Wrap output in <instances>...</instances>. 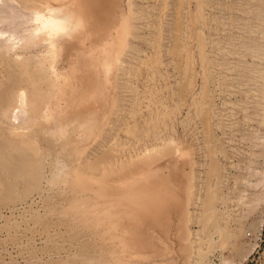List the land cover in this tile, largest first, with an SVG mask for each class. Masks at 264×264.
I'll return each instance as SVG.
<instances>
[{
  "label": "rangeland",
  "instance_id": "374dc122",
  "mask_svg": "<svg viewBox=\"0 0 264 264\" xmlns=\"http://www.w3.org/2000/svg\"><path fill=\"white\" fill-rule=\"evenodd\" d=\"M42 1L0 0V264H264V0H112L105 8L112 22L125 19L124 35L113 44L103 38L111 25L91 15L90 0L73 3L66 32L45 34V19L55 17L49 10L63 6L53 1L46 9L49 1ZM153 118L160 125L152 126ZM166 130L171 136L161 135ZM189 138L195 145L189 148L199 149L191 157L178 150ZM146 141L156 150L177 148L183 161L190 154L195 166L169 163L171 172L163 174L190 173L195 187L187 206L178 188L172 201L173 190L132 184L134 193L144 187L168 209L158 222L132 221L141 224L144 242L137 246L120 199L128 180L110 185L117 175L103 176L102 166L148 154L141 151H148ZM175 152L164 163L175 155L181 163ZM101 156L107 164L97 162ZM89 172L101 176L80 177ZM183 232L187 251L177 236Z\"/></svg>",
  "mask_w": 264,
  "mask_h": 264
},
{
  "label": "bare ground",
  "instance_id": "6f19581e",
  "mask_svg": "<svg viewBox=\"0 0 264 264\" xmlns=\"http://www.w3.org/2000/svg\"><path fill=\"white\" fill-rule=\"evenodd\" d=\"M47 1H49V3H46V5H43L44 7L43 8H46V9H48V8H50V4H52L53 3V1L55 2V4H56V6H57V3L56 2H58L59 3V5H58V7L60 6H63V9L61 10V12H58V9L57 10H53V8H52V10H49V13H50V15H54L55 17L53 18V19H45V24L42 26L43 28H41V30H43L44 31V33L45 34H55V33H58V32H66V30H68V27L72 24L71 22H72V20H74V19H72L71 20V17H72V14L74 13V11H73V8L71 7L72 5H73V3H75V2H81V0H47ZM42 2H44V0L42 1ZM51 2V3H50ZM90 2H92L93 3V6H92V9H91V15H94L95 16V18L96 19H103V17H105V18H107V21H108V23L111 25V30H110V33L108 34V33H106V35L105 36H103V33H102V35L101 36H103V38H104V40H110V44L112 43H114V42H116L117 43V41H118V39H120V38H122L123 37V35H124V31H123V25L125 26V24H124V20L125 19H123V21H119L118 22V24H116V23H113L112 22V19H110V17H111V14H109V12L108 11H106V9L105 8H107L108 9V7H110V2H113L112 0H90ZM35 3V2H34ZM29 4V3H28ZM41 5H42V3H41ZM35 6V5H34ZM54 6V5H53ZM77 6V5H76ZM57 7V8H58ZM60 7H59V9H60ZM77 8V7H76ZM78 8H80V7H78ZM56 9V8H55ZM112 9H113V6H112ZM112 9H110L109 8V10H112ZM79 10V9H78ZM39 11V10H38ZM106 11V12H105ZM73 12V13H72ZM41 13V12H40ZM78 14V13H77ZM76 14V15H77ZM42 15V14H41ZM48 15V14H47ZM49 15V16H50ZM49 16L47 17V18H49ZM78 16V15H77ZM76 16V17H77ZM63 17V18H62ZM75 17V18H76ZM52 18V17H51ZM106 20V19H105ZM71 23V24H70ZM70 24V25H69ZM41 25V24H40ZM67 28V29H66ZM71 28V27H70ZM36 29V28H35ZM76 29L77 28H71L70 29V32L72 33H74L75 32V37H77V32H76ZM80 31H81V29H80ZM96 31V30H95ZM94 31V32H95ZM109 32V31H108ZM68 33V32H67ZM31 34V33H30ZM82 33H80V35H81ZM95 35V34H94ZM99 35V34H98ZM82 36V35H81ZM47 37H49V36H47ZM99 37V36H98ZM102 38V37H101ZM123 40H125V39H123ZM122 40V41H123ZM56 42V41H55ZM115 43V44H116ZM120 43H122V42H120L119 41V44ZM38 44V43H37ZM48 45V44H47ZM122 45V44H121ZM117 46H118V44H117ZM107 47H108V45H107ZM106 47V48H107ZM115 47V46H114ZM93 49V48H92ZM118 49H119V47H115V50H117L118 51ZM91 50V49H90ZM100 51V50H99ZM116 51V52H117ZM108 52V51H107ZM71 53V52H70ZM99 54V53H98ZM103 54V53H102ZM109 54V53H108ZM117 54V53H116ZM101 56V55H100ZM115 55L113 54V56L111 55L109 58H111V60H112V57H114ZM102 57V56H101ZM100 57V58H101ZM99 58V57H98ZM92 59V58H91ZM114 59V58H113ZM85 60V59H84ZM87 60V59H86ZM99 60V59H98ZM108 61V60H107ZM81 62V61H80ZM113 63V62H112ZM84 64V63H83ZM107 64V63H106ZM97 71V70H96ZM82 78V77H81ZM80 78V79H81ZM93 78V77H92ZM109 78V77H108ZM108 80H110V79H108ZM90 85V84H89ZM86 87V86H85ZM112 96H114V95H112ZM112 96H110L109 98L110 99H113V97ZM87 97V96H86ZM85 97V98H86ZM88 98V97H87ZM91 98V97H90ZM92 99V98H91ZM109 103H108V105H109V108H107V111H106V113H104V114H108L107 115V117L108 116H110L109 114L111 113V111H112V109L110 108L111 107V104H113V103H111V100L110 101H108ZM114 102V101H113ZM111 103V104H110ZM104 104V103H103ZM88 105V104H87ZM106 107H108V106H106ZM198 108H199V106H197ZM104 108V107H103ZM84 109V108H83ZM97 109V108H96ZM99 109V108H98ZM89 110V109H88ZM67 111V110H66ZM76 111H79V110H76ZM80 112V111H79ZM78 112V113H79ZM83 112V111H82ZM105 112V111H104ZM77 113V114H78ZM76 114V112H75V115H77ZM80 114V113H79ZM155 115H157L156 113H155ZM154 115V116H155ZM82 116V115H81ZM159 116H160V114H159ZM167 116V115H166ZM165 116V117H166ZM68 117V116H67ZM153 117V116H152ZM202 117V116H201ZM70 118V117H69ZM73 118V117H72ZM150 119V118H149ZM154 119V118H153ZM168 119V118H167ZM202 119H205V117L204 118H202ZM59 120V119H58ZM72 120V119H71ZM156 119H154L153 121H154V124H157V121H155ZM163 120H165V119H163ZM206 120H208V119H206ZM153 121L150 123V121H148L149 122V125H152V123H153ZM158 121H159V119H158ZM168 121H169V119H168ZM205 121V120H204ZM204 121L202 122V123H204ZM143 122V121H142ZM160 122V121H159ZM162 122H164V121H162ZM170 122V121H169ZM205 122H208V124H209V121H205ZM83 123V122H82ZM147 123V121L144 123V124H146ZM165 123V122H164ZM163 123V124H164ZM143 124V123H142ZM152 125V126H158V124L157 125ZM186 124V123H185ZM160 125V124H159ZM170 125V124H169ZM204 125V124H203ZM207 125V124H206ZM210 125V124H209ZM165 126H168V125H165ZM173 126V125H172ZM205 126V125H204ZM61 127V126H60ZM150 126H148L147 127V129L149 128ZM163 128H164V125L162 126ZM171 127V126H170ZM110 127H108V129H109ZM152 128V127H151ZM163 128H160V127H158L157 129H162L163 130ZM146 129V130H147ZM165 129V128H164ZM167 129V128H166ZM207 129V127L204 129V131ZM209 130H210V128H208ZM207 129V130H208ZM141 130H143V128H141ZM154 130H156V127H155V129ZM153 130V132L155 133V131ZM168 130H169V128H168ZM168 130H166L167 132H168ZM206 130V131H207ZM209 130L207 131V132H209ZM75 131V130H74ZM105 131V130H104ZM150 131V130H149ZM165 131V132H166ZM187 131H191V130H188L187 129ZM197 131V130H196ZM71 132V131H70ZM110 132V131H109ZM130 133H131V131H129ZM140 132V131H139ZM142 132V131H141ZM152 132V133H153ZM156 132H157V130H156ZM143 133H145V131L143 132ZM142 133V134H143ZM148 133H150V132H148ZM161 133V132H160ZM142 134L140 135V136H142ZM165 134H167V135H169V136H171L170 134H169V132L168 133H164V134H161L162 136L163 135H165ZM182 134V133H181ZM188 134V133H187ZM190 134V133H189ZM193 134V133H192ZM211 134V133H210ZM151 135V134H150ZM149 135V136H150ZM157 135H159V134H157ZM161 135H159V136H161ZM197 135V134H196ZM206 135H207V133H206ZM153 136V135H152ZM162 136L161 137H159V138H162ZM168 136V137H169ZM208 136H209V134H208ZM144 137V136H143ZM143 137H142V139H143ZM151 137V136H150ZM154 137H156L155 135H154ZM184 137V136H183ZM193 137V136H192ZM211 137H213V135L211 136ZM153 137H151V139H152ZM157 138V137H156ZM156 138H155V140H156ZM164 138V141H166L165 139V137H163ZM115 139V138H114ZM139 139H141V137L139 138ZM141 139V140H142ZM200 139V138H199ZM203 139V138H202ZM208 139V138H207ZM215 139V138H214ZM98 140H100V139H98ZM102 140V139H101ZM100 140V141H101ZM138 140V139H137ZM145 140H147V139H145ZM155 140H153V141H155ZM162 140V139H161ZM168 140V139H167ZM189 140H190V138L187 140L188 141V143H184V144H190L191 142H189ZM213 140V139H212ZM100 141H98L97 143L98 144H101L100 143ZM140 141V140H139ZM143 141V140H142ZM157 141V140H156ZM159 141V140H158ZM193 141V140H192ZM203 141V140H202ZM202 141H201V144H202ZM148 141H146L145 143L146 144H148L147 143ZM186 142V141H185ZM199 142V141H198ZM205 142V141H204ZM217 142V141H216ZM96 143V142H95ZM96 143V144H97ZM132 143H134V142H132ZM137 143H139L138 141H137ZM145 143H143V144H141V145H143L144 147L146 146V144ZM150 143H151V141H150ZM150 143L148 144V147H146V148H149L148 149V151H147V149H143V150H141L142 149V147H141V149H140V147H139V145L138 146H136L139 150H141L142 152L143 151H145V152H143V153H148V154H141L142 152H140V154H141V156L138 158H136V155H134L135 156V158H133L132 156H131V154H132V152L131 151H129V153L131 152V154H130V156L132 157H128L126 154L124 155L123 153L125 152V153H127L126 151H124L123 153L121 152V155L123 156H126V157H128V161H127V159L126 160H124V158H122L124 161H115V163H111L109 160H108V164L106 163V161L105 162H103L102 160H103V157L101 156V158L100 159H97V162H101L100 163V165L102 164V163H106L107 165H106V167H104L105 165H103L102 166V172H103V176H104V173H106L107 172V174H109L108 172H110V170H112L111 171V173L112 172H115V174L117 175L116 177L114 176V179L115 180H118V181H116L115 182V184L113 183H111L110 182V180H109V182H110V185H116V184H119L118 182L119 181H122L123 179L124 180H128V189H127V191L125 192V189H122V191L123 192H121V194H120V199H123V200H121V202L123 201H125V204H126V206H128V209H127V207L125 206V205H123V206H125L126 207V209L127 210H124L123 209V211H128L127 213V215H128V221L130 220V222H128V236L130 237V238H132V242L134 243V245H137V246H139V245H141V243L142 242H144V241H141V243H140V240H141V238H140V236H139V227H138V225H141V224H139L138 223V225H136L137 223H135V222H132V221H138V222H141V220H144V219H146V218H148V220L150 219V221H151V219H156L157 217H158V215H162L163 213L165 214L166 213V211L168 210H166V209H163L161 206H162V204L159 206V204L158 203H156L153 199L155 198V197H157V195L155 196V197H153V199H152V196H153V193H148V191H144L143 189H144V187L141 189V192L140 191H136L135 193L133 192L134 190H133V188L134 187H132L133 185L132 184H135V183H138V182H140V183H142V181L147 185V186H149V184H152V185H150V188H151V186L153 187V188H155L156 189V187L158 188L159 186L162 188V189H165L166 190V192H167V190H173L174 192H172L173 194L172 195H170V197L172 196L173 198L171 199L170 198V200H175V197L174 196H177V193H176V189L178 190L177 192H182L183 193V198L186 200L184 203V205H186L187 204V206L188 205H190L191 203H190V201L191 200H193L192 198H194V196L192 197V195H193V184H194V178L191 176V174L190 173H187V174H185V175H182V174H184V172L183 173H179V175L176 173V174H174V173H171V174H174V175H176V178H177V183H176V185L175 186H177V187H175L174 186V181L176 180V178L174 177V175L172 176V178L173 179H171L170 178V172H171V169L170 170H168V168L170 167L169 166V163H170V165H172V164H175L176 165V168L177 169H180V167L182 166V164H187L188 166H190L191 164H192V166H193V162L191 163V161H190V159L188 158V156L192 153V151L193 152H195L196 150H197V152L196 153H198V150L199 149H195V151L192 149L193 147H192V145L191 144H193L194 145V143H191L190 145H188L187 147H185V148H181V147H179V149L178 150H181V149H183V150H186V152H190V154H188V156L186 157V158H184V161H183V158H180V157H182V154H181V151L179 152H177L176 150H177V148L176 149H174V148H171V147H168V148H165V149H158L157 147V149L158 150H156L155 149V147H154V145H153V147L154 148H151V147H149V145H150ZM162 142H160V144H161ZM165 143V142H164ZM164 143H163V145H164ZM95 144V145H96ZM98 144H97V146H98ZM104 144H105V142H104ZM106 144H108V143H106ZM145 144V145H144ZM159 144V143H158ZM200 144V145H201ZM103 145V144H102ZM102 145H99V146H102ZM108 145H110V144H108ZM132 145V144H131ZM183 145V144H182ZM181 145V146H182ZM197 145H198V143H197ZM200 145H199V147H200ZM207 145V144H206ZM104 146V145H103ZM107 146V145H106ZM111 146V145H110ZM151 146V145H150ZM160 146V145H159ZM180 146V145H179ZM184 146V145H183ZM189 146H191L190 148H189ZM202 146V145H201ZM95 147V146H94ZM109 147V146H108ZM161 147V146H160ZM177 147V146H176ZM194 147H195V145H194ZM205 147V146H204ZM130 148H132V146L130 147ZM129 148V149H130ZM136 148V150H137V152H139L138 151V149ZM162 148V147H161ZM99 150V149H101V148H94L93 150ZM111 149V148H110ZM115 149V148H114ZM114 149H112L111 151H113ZM125 149H127V148H125ZM132 149H134V147L132 148ZM173 149L176 151H173ZM92 150V149H91ZM92 150V151H93ZM98 150H97V152H98ZM102 151H103V149H101ZM101 150L99 151V154H100V152H101ZM171 150V152L173 153V152H175L176 154H181V156H179L178 157V159H182V162L180 163L178 160H176L177 159V155H175L176 156V159H174V161L172 160V161H166L165 163H164V160H162V159H165V158H169L167 155H170V152L168 153V151H170ZM212 150V149H211ZM211 150H208L207 149V151H210V152H212ZM106 151V150H105ZM110 151V152H111ZM127 151H128V149H127ZM114 152H116V151H114ZM113 152V156H116V154ZM134 153H135V151H133ZM185 152V153H186ZM221 151H219V153H220ZM91 153H93V152H91ZM103 154H105L104 152H102ZM108 153H109V151H108ZM117 153V152H116ZM168 153V154H167ZM171 153V154H172ZM174 153V154H175ZM184 153V154H185ZM206 153H208V152H206ZM214 153V152H213ZM98 154V155H99ZM110 154H112V153H110ZM167 154V155H166ZM174 154H173V156H174ZM92 155V154H91ZM94 155V154H93ZM97 155V154H96ZM95 155V156H96ZM120 155V156H121ZM138 155V154H137ZM166 155V157H164V158H162L163 156H165ZM186 155H187V153H186ZM87 156V155H86ZM85 156V157H86ZM123 156V157H124ZM185 156V155H184ZM192 156V154L189 156V157H191ZM196 156V155H195ZM208 156V155H207ZM119 157V156H118ZM117 157V158H118ZM209 157H211V156H209ZM208 157V159H210ZM82 158V157H81ZM193 158H195V157H193ZM82 159H84V158H82ZM86 159H88V156L86 157ZM91 160V159H90ZM96 160V159H95ZM99 160V161H98ZM106 160V159H105ZM113 160V159H112ZM80 161V160H79ZM181 161V160H180ZM193 161V160H192ZM89 162L90 161H88V164H89ZM93 163L92 164H94L95 162L94 161H92ZM112 162H114V161H112ZM210 162V161H209ZM215 162H218V161H216L215 160ZM77 163H78V161H77ZM84 163H87L86 161H85V159H84ZM91 163V162H90ZM91 164V165H92ZM196 164V163H195ZM195 164H194V166H195ZM199 164V163H198ZM216 164V163H215ZM215 164H213V165H215ZM81 165V164H80ZM85 165V164H84ZM84 165H82V168L84 167ZM95 165L97 166V164L95 163ZM99 165V166H100ZM177 165L178 166H180V167H177ZM208 165V164H207ZM213 165H211V166H213ZM56 166V165H55ZM197 166H200V165H197ZM203 166V165H202ZM220 166V165H219ZM76 167V166H75ZM81 167V166H80ZM80 167L78 168V170L80 169ZM92 167V166H91ZM90 167V168H91ZM210 167V166H209ZM71 168H74V167H71ZM174 168V167H173ZM197 168V167H196ZM219 168V167H218ZM220 168H221V166H220ZM219 168V170L221 171V173H222V170ZM77 168H75L74 170H76ZM86 169V168H85ZM84 169V170H85ZM100 169H101V166H100ZM99 169V170H100ZM168 170V171H170L167 175L169 176V181H168V176L166 175V174H163V171L164 170ZM183 169V168H182ZM192 169V168H191ZM90 170V169H89ZM89 170H87V171H89ZM97 170V169H96ZM96 170H94V171H96ZM167 170H166V173H167ZM173 170V169H172ZM184 170V169H183ZM190 170V169H189ZM189 170H187V171H189ZM197 170V169H196ZM81 171H82V169H81ZM80 171V172H81ZM93 171V172H94ZM98 171V170H97ZM118 172V174H117V172ZM173 171H175V168H174V170ZM182 171V170H181ZM213 171V173L215 172L214 171V169L212 170ZM72 172V171H71ZM74 172H77V171H74ZM79 172V171H78ZM76 173L77 175L79 174V173ZM91 172V171H90ZM89 172V173H90ZM176 172V171H175ZM180 172V171H179ZM186 172V171H185ZM193 172V171H192ZM85 173H86V170H85ZM89 173H87V174H89ZM95 173V172H94ZM94 173H90L91 175H89V176H86L85 174H84V176H80V177H83L85 180H88V182L89 181H95V180H97L100 176L99 175H93ZM73 174V173H72ZM74 175V176H76V177H74V178H77L78 176L77 175ZM102 174V173H101ZM199 175H200V173H199ZM210 175H212V173L210 174ZM217 174H215V176H216ZM223 175V174H222ZM96 176H99V177H96ZM108 176V175H107ZM106 176V177H107ZM112 176V175H111ZM138 177L137 179H138V181H135L134 180V178H136V177ZM205 176H207L208 178H212V176L211 177H209L208 175H205ZM219 176V175H218ZM79 178V177H78ZM77 178V179H78ZM97 178V179H96ZM105 178V177H104ZM110 178V177H109ZM128 178V179H127ZM182 178H186V179H184V180H186V183L184 182V184H183V182H182ZM207 178V179H208ZM76 179V180H77ZM152 179V180H151ZM181 179V181L180 182H182V184H183V187H180L182 184L179 182V180ZM207 179H205L206 181H207ZM220 179H223V178H221V175H220ZM81 180H82V178H81ZM103 180V179H102ZM114 180V181H115ZM123 180V181H124ZM209 180V179H208ZM214 180V179H213ZM104 181V180H103ZM106 181V180H105ZM104 181V182H105ZM108 181V180H107ZM135 181V182H134ZM172 181V182H171ZM218 181H219V179H218ZM223 181V180H222ZM80 182V181H79ZM84 182V181H83ZM97 182V181H96ZM125 182H127V181H125ZM124 182V183H125ZM211 182H212V180H211ZM214 182L215 183H217V181H213V183L212 184H214ZM179 183L181 184L180 186H179ZM204 183V182H203ZM205 183H207V182H205ZM84 184V183H83ZM82 184V185H83ZM86 184V183H85ZM94 183H92V185H93ZM97 184V183H96ZM100 183H99V181H98V185H99ZM104 184V183H103ZM106 184H107V182H106ZM122 184V183H121ZM153 184H155V185H153ZM211 184V185H212ZM91 185V184H90ZM95 185V184H94ZM109 185V186H110ZM123 185V184H122ZM157 185V186H156ZM207 185V184H206ZM217 185H219V184H217ZM85 186V185H84ZM108 186V185H107ZM119 186V185H118ZM147 186H146V188H147ZM205 186V185H204ZM215 186V185H214ZM88 187V186H87ZM87 187H85V188H87ZM96 187V186H95ZM99 187H100V185H99ZM120 187V186H119ZM123 187H125V186H123ZM180 187V188H179ZM195 187V186H194ZM206 187V186H205ZM216 187V186H215ZM89 188V187H88ZM92 188V187H91ZM101 188V187H100ZM103 188V187H102ZM110 188V187H109ZM112 188H113V186H112ZM139 188H140V186H139ZM160 188V189H161ZM90 189V188H89ZM108 189V188H107ZM118 189V188H117ZM159 189V188H158ZM91 190V189H90ZM93 191H94V189H92ZM157 190V189H156ZM164 190V191H165ZM92 191V192H93ZM116 191H118V190H116ZM152 191H154V190H152ZM170 191V192H171ZM89 192V191H88ZM99 192V191H98ZM105 192H108V191H106L105 190ZM119 192V191H118ZM180 192L178 193V194H180ZM209 192H210V190H209ZM209 192H207V193H209ZM215 192V191H214ZM214 192L212 193V194H214ZM216 192H218V191H216ZM91 193V192H90ZM95 193V192H94ZM100 193V192H99ZM116 193L117 192H115V195H116ZM133 193L135 194L134 196H133ZM158 193V192H157ZM219 193V192H218ZM98 194V193H97ZM110 194V193H109ZM156 194V193H155ZM163 194V193H162ZM165 194V193H164ZM168 196H169V191H168ZM167 194H165L166 196H167ZM113 195V194H112ZM158 195H160L159 193H158ZM165 195L163 196L164 198H165ZM174 195V196H173ZM168 196H167V198H168ZM180 196V195H179ZM101 197V196H100ZM119 197V196H118ZM160 197H162V195L160 196ZM162 197V198H163ZM178 197V196H177ZM192 197V198H191ZM209 198V200L211 199V194L210 195H206V198ZM212 197H214V195L212 196ZM107 198V197H106ZM116 198V196L114 197V199ZM179 198V197H178ZM178 198H177V200H178ZM180 198H182V197H180ZM191 198V199H190ZM99 199V198H98ZM111 200H113L112 198H110ZM110 199H109V203L111 202L110 201ZM125 199V200H124ZM127 199H128V201H127ZM105 200V199H104ZM116 201H114L113 202V204L115 205V206H113L114 207V209H115V207H117L118 206V204L116 203L117 202V200H119V199H115ZM162 200V199H161ZM164 200V199H163ZM166 200V199H165ZM168 200V199H167ZM166 200V201H167ZM177 200L175 201V202H177ZM207 200V199H206ZM205 200V201H206ZM211 200H213V199H211ZM210 200V201H211ZM215 200V199H214ZM216 200H217V197H216ZM98 201V200H97ZM106 201V200H105ZM160 201V200H159ZM165 201V202H166ZM172 201H170L169 203H171V204H173L172 203ZM218 201V200H217ZM122 202V203H123ZM164 201H162V203H163ZM164 202V203H165ZM174 202V203H175ZM180 201H178V203H179ZM212 202H214V201H212ZM216 202V201H215ZM120 203V202H119ZM101 205L103 204L102 203V201H101V203H100ZM105 204H107V205H109L107 202H105L104 203V205ZM117 204V205H116ZM166 204V203H165ZM182 204V203H181ZM211 204H213V203H211ZM97 205V204H96ZM111 205V204H110ZM176 205V204H175ZM103 206V205H102ZM106 206V205H105ZM122 206V207H123ZM183 206V205H182ZM181 206V207H182ZM191 206V205H190ZM209 206H211L210 204H209ZM214 206V205H213ZM98 207V206H97ZM104 207V206H103ZM112 207V205H111V208H113ZM121 207V208H122ZM174 207V206H173ZM176 208H177V210L176 211H178V206L176 205L175 206ZM72 208V207H71ZM92 208V207H91ZM117 208H120V204H119V207H117ZM165 208V207H164ZM99 209V208H98ZM103 210H105V208H102ZM107 209H109L108 208V206H107ZM114 209H113V212H110V211H108V213L110 212V213H113V215H114ZM189 209V208H188ZM208 209L210 210V212L211 213H209V214H213L214 212L212 211V207H211V209L208 207ZM214 209V208H213ZM100 210V209H99ZM110 210V209H109ZM112 210V209H111ZM122 210V209H121ZM183 210H184V208H183ZM183 210H182V212H183ZM208 210V211H209ZM181 211V210H180ZM179 211V212H180ZM207 211V212H208ZM94 212V211H93ZM92 212V213H93ZM101 212H103V211H101ZM121 212V211H120ZM122 213V212H121ZM125 213V212H124ZM167 213H169V211L167 212ZM177 213V212H176ZM176 213H175V215H176ZM216 213H219V212H216ZM105 214V213H104ZM116 214L117 213H115V218H116ZM163 214V215H164ZM170 214V213H169ZM178 214V213H177ZM185 214V213H184ZM100 215V214H99ZM119 215V214H118ZM181 216L182 217V215H181V213H179L178 214V216ZM105 216H107V214L105 215ZM113 216V217H114ZM174 216V215H173ZM109 217H111V216H109ZM118 217V216H117ZM127 217V216H126ZM176 217V216H175ZM184 217V216H183ZM185 217H188V216H186L185 215ZM221 217V216H220ZM166 218V217H165ZM215 218V217H214ZM222 218V217H221ZM123 219V218H122ZM167 219V218H166ZM169 219V218H168ZM176 219V218H175ZM210 219H212V216H211V218L209 217V219H208V221L210 220ZM109 220V219H108ZM118 220V219H117ZM214 220V219H213ZM114 221V220H113ZM156 221L158 222V220L156 219ZM164 221H165V219H164ZM168 221V220H167ZM207 221V222H208ZM212 221V220H211ZM210 221V223H212ZM112 222V221H111ZM166 222V221H165ZM175 222V221H174ZM178 222H180V224L182 225V227L184 226L183 224L184 223H182V219H179L178 220ZM183 222H184V220H183ZM189 222V221H188ZM117 223V222H116ZM143 223H147V222H142V224ZM153 223H154V221H153ZM176 223V222H175ZM213 223H214V221H213ZM170 224V223H169ZM154 225V224H153ZM180 225V226H181ZM186 225V224H185ZM110 226V225H109ZM148 226H150V225H148ZM214 226V225H213ZM189 227V226H188ZM188 227H186V230L185 231H187L188 229ZM225 227V226H224ZM223 227V228H224ZM149 228V227H148ZM215 229H216V227H214ZM218 228V227H217ZM220 229H222V228H220ZM144 230V229H143ZM150 230V229H149ZM219 230V229H218ZM226 230V229H225ZM142 231V230H141ZM160 232H162V231H160ZM190 232V230L188 231V233ZM219 232V231H218ZM222 232V231H221ZM151 233V232H150ZM163 233H164V231H163ZM175 233H177V232H175ZM174 233V234H175ZM230 234V233H229ZM234 234V233H233ZM232 234V235H233ZM163 235V234H162ZM188 235V234H187ZM231 235V234H230ZM179 238H178V237ZM176 237L178 238V240H179V243H180V246H181V249H185L186 251L190 248H188V246H190V243H189V241L190 240H188V238H189V236L187 237L186 236V233H184L183 232V234H178ZM149 237V236H148ZM164 237H165V235H164ZM174 237V236H173ZM175 237V238H176ZM146 239H148L147 237H145ZM150 238V237H149ZM152 238H154V237H152ZM221 238H223V237H221ZM230 238V237H229ZM164 239V238H163ZM150 240H152L151 238H150ZM224 240V239H223ZM122 241V240H121ZM124 241H126V240H124ZM130 241V240H129ZM132 242L130 243V242H128L129 244H130V246H131V244H132ZM151 242V241H150ZM191 242V241H190ZM201 242V241H200ZM148 243V242H147ZM197 243V242H196ZM129 244H127V246L129 245ZM143 244V243H142ZM177 244H178V241H177ZM202 244V243H201ZM179 245V244H178ZM126 246V245H125ZM133 246V245H132ZM131 246V247H132ZM142 246V245H141ZM146 246V245H145ZM144 246V247H145ZM150 246V245H149ZM148 247V246H147ZM233 248H235V247H233ZM241 248V247H240ZM236 249H238V247L236 248ZM184 250V251H185ZM240 250V249H239ZM238 250V251H239ZM155 251V250H154ZM164 251V250H163ZM182 251V250H181ZM235 251V250H234ZM160 253V252H159ZM238 253V252H237ZM239 254V253H238ZM225 261V260H224ZM229 263V262H228Z\"/></svg>",
  "mask_w": 264,
  "mask_h": 264
}]
</instances>
